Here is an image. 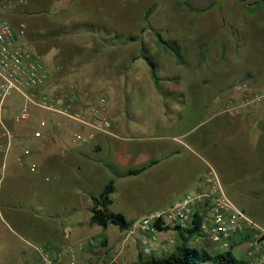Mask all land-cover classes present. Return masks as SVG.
I'll use <instances>...</instances> for the list:
<instances>
[{"label": "rangeland", "instance_id": "obj_1", "mask_svg": "<svg viewBox=\"0 0 264 264\" xmlns=\"http://www.w3.org/2000/svg\"><path fill=\"white\" fill-rule=\"evenodd\" d=\"M257 1L0 0V10L14 27L25 24L22 40L26 48L42 56L51 75L50 88H63L84 107L96 106L105 98L100 118L124 122L128 116L139 134L178 135L197 152L229 163L213 164L226 194L264 227V164H256L264 163V120L253 123L255 118L250 115L247 122L230 128L235 144V139L241 142L233 152L222 154L216 149L225 144V133L217 130V123L211 118L218 108L223 114L236 115L261 101L245 105L238 113L224 112L231 104L250 98L252 89L264 87V6L254 7ZM151 7L145 21L144 15ZM20 8L30 13L10 12ZM82 24L99 27V33L81 29ZM153 29L178 43L182 63L158 45ZM114 35L121 37L115 39ZM107 36L110 39L104 38ZM129 36L136 39L129 40ZM143 46L156 62L159 77L165 78L159 86L155 85L148 64L139 56ZM244 83L251 90L235 89ZM10 100L1 111L3 123L12 135L13 150L1 155L0 161V264H44L36 248L47 243L56 245L59 238L64 246L69 241L63 237L67 227L72 228L74 240L83 237L88 241L93 237L95 242L100 241L97 253L101 259L107 251L112 255L124 249L119 264H140V243L135 239L139 234L127 237L128 230L113 223L106 228L91 223L90 196L98 195L113 179L117 190L110 208L124 209L125 213H121L134 222L132 227H137L143 214L135 212L136 206L147 204L143 207H153V211L175 202L186 192H194L183 183L186 174L192 176L194 164L187 169L188 173L182 168L174 180L170 179L169 192L176 198L158 206L156 198L166 180L163 176L151 177L143 184L126 185L124 194L125 179H120L123 176L102 164L110 160L106 149H94L93 141L98 137L86 143L73 142V133L89 132L84 133L81 125L64 119L71 129L67 130L64 142L57 140V147L67 145L69 150L84 145L86 153L76 155L78 159H68L59 180L44 159L50 149L41 152L35 140L27 141L40 128L37 121H15L21 100ZM52 118L49 128L61 121L59 116ZM164 118H169L166 123ZM2 133L0 124V144L7 140ZM26 149L30 151L28 155L24 154ZM202 165L195 164L196 173L205 177L210 168ZM80 197L85 206L74 211L73 207L82 205ZM199 239L202 238L192 239L190 244L201 247ZM206 244L209 250H216ZM234 245L233 254L247 258L251 264L246 255L247 240ZM101 259H94V263H101Z\"/></svg>", "mask_w": 264, "mask_h": 264}, {"label": "built area", "instance_id": "obj_2", "mask_svg": "<svg viewBox=\"0 0 264 264\" xmlns=\"http://www.w3.org/2000/svg\"><path fill=\"white\" fill-rule=\"evenodd\" d=\"M25 34V24L14 27L4 19L0 10V124L4 129L3 135L7 137V150L11 146L12 135L3 123L1 111L13 97L21 100L15 121L30 118L37 121L40 128L34 132L35 138L45 136L52 117L56 116L111 134L109 121L100 118L105 109V98H101L96 106L84 107L77 104L75 98L63 88H50V72L42 56L26 48L22 40ZM235 89L251 90L246 83L238 84ZM251 91L250 98H243L236 105L231 104L224 112L238 113L245 105L264 99V87ZM93 136L92 133H73L72 140L86 143ZM4 146L1 144V147ZM66 149L64 146L62 152ZM29 153L28 149L24 150V154ZM196 214L201 218L198 231L202 239L199 242L210 243L216 250L225 251L247 236L246 255L251 264H264V227L228 197L212 169L204 177L202 189L185 193L166 207L148 212L137 222V227L132 225L128 229L127 237L138 233L135 239L140 243L139 252L157 256L175 246L177 234L193 225ZM70 234V231L65 232L69 241L62 247L44 245L36 248L44 264H90L81 262L80 257L97 243L92 237L88 241L83 238L74 240ZM120 255V252L109 255L103 263L98 264H119Z\"/></svg>", "mask_w": 264, "mask_h": 264}, {"label": "crops", "instance_id": "obj_3", "mask_svg": "<svg viewBox=\"0 0 264 264\" xmlns=\"http://www.w3.org/2000/svg\"><path fill=\"white\" fill-rule=\"evenodd\" d=\"M249 107H248L249 109L248 108H246L247 110L245 109L246 111L244 110L240 114H236V115H230L226 113L223 114L219 108L217 109V111L214 112L211 118L215 120V122L217 123V130L225 133V140H224L225 144L222 145L221 149L217 148L218 147L217 143L214 145V147L217 148L216 150L218 151V153L222 152L223 154L225 152H233L232 150L234 146H239V143L241 142V140L237 141L234 137L235 141L237 142V144H235L229 132L230 128H233L234 126H236V124H241V121L247 122L249 120L250 115H253L255 118L253 123H255V121L257 120L259 122L260 119L264 120V100H261L260 103L258 102V104L255 103V106L253 105ZM164 113L167 114L165 111ZM166 116L169 117L168 115ZM168 119L169 118H167V120ZM163 120L166 123L167 121L166 118H164ZM108 121L110 124L109 132H111V134H108L101 130L92 129L87 126H82L83 127L82 131L84 133L89 132L94 135L91 140H93L95 137L96 138L98 137L97 140L93 141L94 149L97 151H102L106 149L107 153L109 154L110 160L102 162L104 166H108V168L110 169L111 167L112 168L114 167L119 171H124L130 168H139L143 165L148 164L152 160L156 161L154 165L148 167L146 170H144L142 173L138 175L123 176V178H120V179H125L124 182H122L124 184V192H123L124 194L127 193L126 185L129 184L135 185L136 183L143 184L144 181L148 180L149 182L151 177L163 176V179H166L163 186L164 189L161 191L162 193L156 198L157 200L156 205L157 204L158 206H160V204L164 205L171 202L174 198H176L175 196L173 197L172 194L169 192L170 189L168 188V183L171 182L170 179L174 180V178L178 175L177 173L180 172L182 168H184L183 171L186 173L187 169L191 167V164H194L192 176L186 174L184 176L185 178L183 183L186 188H190L193 191H198L203 187L204 175L202 173H201L202 175L199 176L197 175L195 164H203L202 166L204 168L205 166L206 168L208 166L210 169H212L215 172L217 170L213 164H229L223 162L220 163L218 160H215L213 158L211 159L209 156H207L204 153L197 152L189 142L183 141L178 135L171 136L166 134H155V135L146 136L145 134L142 133L139 134L138 131L135 130L134 123L130 121V117L128 116L125 117L124 122H114V121L112 122V120L110 121L109 119ZM99 124L101 125V122H99ZM156 124H158V122ZM49 126L50 125H48V128L46 129L47 132L43 138H35L34 135H32L27 139V141L31 142L35 140L38 143L41 152L42 149L43 150L50 149L46 152L44 156L45 157L44 159L46 160L47 163L46 165L48 169H51L53 170V172H56V175H58V179L61 180L60 179L61 171L63 169V166L66 165L65 162L70 158L76 159L77 158L76 155H83L86 153V151L83 147L84 145L74 146V148H71L69 150H68L69 147L67 145H60L57 147V140L64 142L65 134L67 133V130L71 129V127L67 124V122H65L64 118H61L60 122L55 121L51 128H49ZM1 136L2 135H0V137ZM7 143H8L7 140L4 143H1L5 145L4 147H1L0 144V161H1V155L3 156L4 154L6 156L7 153L13 150V148H11L13 145L12 141H11V146L8 148V150L6 147ZM242 143L244 144L243 139H242ZM64 146L67 149L65 152H62V148ZM256 164H264V163H259L258 161ZM4 165L5 164L3 161L2 166ZM76 165H77L76 167L79 169L80 168L79 164ZM46 180H49V178L47 177ZM116 190H117V186L115 187V191ZM93 195H91L90 199L88 200L89 201L88 207L90 208V210L93 206V201H92ZM122 196L123 198H125V195ZM111 198H113V193ZM80 200L82 202V205H77L73 207L74 211L83 209V207L85 206V204H83V197H80ZM112 204L113 202L111 203V205ZM142 205L147 206V204H142ZM143 206L138 205L135 208V212L143 214L142 217L148 212H150L153 208V207L144 208ZM114 211L124 212V209H122L121 207H117L116 209H114ZM66 231H70L71 233L70 235H72L73 232L72 228L67 227L64 229L63 237H65ZM238 241L239 240H237V242ZM96 243L97 245L94 246L92 249H90L88 252H84L81 254L80 257L81 262H89L90 264H95L94 259L96 258L101 259L100 255L97 253V251L100 249L99 247L100 241ZM105 244L107 245L106 247L109 246L108 239ZM46 245L53 247H62L63 239L59 238V241L57 242L56 245H52L50 243L49 244L47 243ZM123 250H120L118 252H120V254L122 255L121 252H123ZM170 250L171 249H168L169 252ZM108 255L109 254L107 251L106 255H103L104 258L101 259L102 263L104 260L107 259Z\"/></svg>", "mask_w": 264, "mask_h": 264}, {"label": "trees", "instance_id": "obj_4", "mask_svg": "<svg viewBox=\"0 0 264 264\" xmlns=\"http://www.w3.org/2000/svg\"><path fill=\"white\" fill-rule=\"evenodd\" d=\"M242 2H246L248 0H240ZM254 7L264 6V0H258L253 4ZM152 7L149 8L145 15L144 19L147 21L152 12ZM44 11V10H43ZM46 11V10H45ZM14 15H24L30 13L28 10L20 8L17 10L10 11ZM28 12V13H27ZM81 29L94 31L99 33V27L93 28V25L82 24L80 25ZM102 28H104L102 26ZM98 30V31H97ZM106 30V29H105ZM153 35L159 46L163 47L165 50L172 53L178 63H182L181 57V49L178 43L174 40L165 39L159 30H152ZM115 39L121 37V35H114ZM106 39H110V37H104ZM112 39V40H115ZM129 40H135L136 36H129ZM34 41V39H31ZM36 40V39H35ZM31 41V42H32ZM149 66L151 77L156 86H159L160 83L165 78H160L157 72V64L149 55L148 49L143 46L139 55ZM167 95H172L174 92H166ZM176 93V92H175ZM33 118L27 120L28 122H32ZM156 163L155 160L150 161L148 164L143 165L139 168H130L124 171H119L116 168H112L116 170L119 176H134L142 173L148 167L154 165ZM115 171V172H116ZM115 191V181L110 179L101 192L98 195L92 196L93 206L91 208V217L90 222L99 224L102 227L106 228L110 223L115 224L121 230H128L132 225L133 221L128 220L120 211H114L110 208L112 203V193ZM200 216L198 214L195 215V220L193 225L190 228L185 229L182 232L177 234L176 244L173 249L162 255H143L140 251L138 252V258L140 264H249L246 259L236 257L232 249L235 245L232 246L231 249L225 251L214 250L211 251L207 248L206 243H201V247H197L196 245H191V240L194 238H198L200 236L198 231V226L200 223ZM241 240L246 241L247 236L241 238ZM107 242V239H105Z\"/></svg>", "mask_w": 264, "mask_h": 264}]
</instances>
